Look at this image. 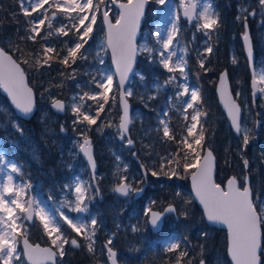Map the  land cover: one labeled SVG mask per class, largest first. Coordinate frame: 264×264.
<instances>
[{"label":"rangeland","instance_id":"1","mask_svg":"<svg viewBox=\"0 0 264 264\" xmlns=\"http://www.w3.org/2000/svg\"><path fill=\"white\" fill-rule=\"evenodd\" d=\"M195 1L197 4L196 17L191 25L187 26L186 20L181 18L180 15L181 0H167V3L165 5L159 4L157 0H148V5L146 7L144 16V20L145 18L146 20L145 23L143 20V23L140 27V34L136 43L138 49L140 46H143L145 44H147L149 47L160 48V45H157L155 38L157 26H159L162 34L166 35L167 30L171 29L172 21H175L179 16V30L182 31L183 29H188L187 34L190 43V49L188 48V51L190 52V59L187 58L189 52L187 51V48L185 46L186 42L188 43V40L185 41V44L184 42L180 44L178 37L173 45V48L176 51L174 60L181 56L185 59L187 65L185 68V72L187 74L186 78L181 77L179 71L175 73H169L167 70H165L159 63V56L157 54H153L154 59L152 62H150L148 53L138 51L135 72L129 78L128 85L125 89H130L132 91V95L128 96V98L131 99L130 102L132 105L131 122L132 125L135 124L138 127L142 136L147 133L145 131L146 123H151L150 120L153 122L151 123V125L153 126L154 130H162L163 132V125L160 124V121L164 120L167 123V116H165L164 113H169V106L177 107V111L186 121L187 131L193 123H196L191 118L193 115H195L196 111L207 113L206 116L201 115V117L206 120L212 126V128L223 121V115L217 112L215 105L212 103L211 96L209 97L210 83L208 81V76L205 75L204 81L201 80L202 82L200 84L198 82L190 83L188 80V75L190 74V68L188 67L189 65L191 66L192 63L195 64L196 62L200 65V60H203L205 69V64H211L212 61L213 63H215L217 56L219 55L217 54L218 48L215 45L218 44L216 28L212 30L210 36L205 35V29L200 28L198 30L197 28L198 23H202V21L198 20V13L208 5H211V10L213 11V2L211 0ZM36 2H38V0H24V7L31 8V4ZM57 2L63 4L64 0H49V4H45L44 8L38 10L36 12V15L31 18V23L27 30L29 31L30 35L35 34L31 31L32 27L34 26V22L40 19H45V17H47V19H45L44 25L46 24L48 29L55 33V37L53 39L49 37V39L51 38L49 40V43L45 44L43 48L51 47L55 49L57 46L58 51L61 49L63 50L62 55L65 57L67 56L68 48L74 47V44L79 41L76 27L82 28V26L79 25L78 19H75V17L78 16V13L57 12ZM81 2H83V0H81ZM104 2L106 3L107 11L111 15L112 20H116L118 17V9L113 5L112 0H103V3ZM186 2L187 1L185 0V3ZM103 3H101L100 0H94V5L99 6V11H97L96 13L97 20L95 24H93V31L87 38V43L84 45V48H82L80 50V53H78V58L76 59L75 63H72L71 59H69L70 67L68 68V70L71 73L79 71L82 73L81 75L86 76L87 79L82 81H77L75 79V89L68 92V101L67 103L65 102V110L62 113L53 111L49 104L55 98L64 99L65 97L58 95V89L60 88L62 81L60 75L62 63L59 62L56 63L50 60L48 65H44L41 68H36L35 66L37 65H33V67H35L31 73L33 79H29L28 83L34 89L36 98V111L33 115V119L40 124V127L38 128V130H35L33 135L23 133L20 123L21 118L15 114L14 110L8 104L5 97L0 94V154L4 156L3 162H0V185H2L3 183H7V177L11 175L13 177V182L10 187H13L15 191L16 186H19L21 190V202H26L27 198L31 197L32 201L34 202L33 207H35V204L38 203L41 208L45 209L46 215L55 218V221L59 226L60 222H62L63 220L61 219V213L81 222H85L88 225H91L90 218L95 217L97 220L95 233L97 228H101L102 231H104L103 225H105L106 223V220H99L95 215L96 208L98 207L96 197L97 199L99 197V201H104V208H106L113 217L112 221H110V224L113 225V230L117 231L119 229H126L130 232H133L132 226H134L135 223L129 220L123 222L121 218V213L127 208L130 200H128V196L123 197V199H119L121 195L115 192L114 189L118 185L121 177H127V182L130 184L132 192H134L136 189H140L139 186L145 183L147 184L148 181L142 182L140 180L141 171L139 165L134 161V158L137 157V154L134 150H131L133 149V144H127V140L129 138L132 139L131 131L129 130L124 139L120 138L121 134L118 129L119 106L114 102L115 98H117L118 100V87L115 81L113 70L110 66L109 55L104 42V36L101 32V26L99 25L100 7ZM226 4L228 5V7L230 6V11L235 13L234 19H229L228 29L225 28L223 37L224 39L225 37H229L228 58L231 62L235 57L234 54L237 50L236 46L230 41L231 38H235V29L237 34H240V32L243 30V18L245 16L247 17L248 22H253V26L250 28L251 38H254V40L259 44L262 43L264 45V8L260 6L259 0H226ZM241 9H245L246 11L241 12ZM252 12H255V15H249V13ZM53 13H56L55 17H52ZM84 14L85 13H80L79 15ZM86 14L90 17L92 13L87 12ZM238 15L241 16L240 20H237ZM90 22V19L86 20L85 24ZM49 23H51V27H49ZM74 25L76 27H74ZM41 26L42 25L39 26V29ZM237 26H239L240 29H237ZM61 27L64 28L68 35H62L61 33L56 31V29ZM0 46L4 49L5 46L7 49L12 48V46H10V39L0 38ZM209 46L212 48L211 52L206 51V48H208ZM33 59L36 61V58ZM35 61H33V63ZM156 68L158 71L156 70ZM25 72L26 74H28L27 78H29V73H27L28 71ZM106 75H113L114 84L112 90L109 92L108 103L105 104L104 109L100 112V115L97 118V123L91 126L87 125L86 122H84L83 124H74V121L77 119V117L72 113L71 110L73 99L75 98V103L85 105V107L82 108V111L88 112L90 115L95 116L97 111V101L90 100L87 97H85L84 100L81 101L80 97L84 96V93L94 94L102 91L101 89L96 87V84L93 81H100ZM141 75L144 77V79L140 78ZM173 75L177 79L173 80L171 83L166 84L165 81H167L169 77ZM254 75L258 86V96L255 104L258 112L257 117H259V122H261V117H264V80L261 79V77L264 76V58H259L258 63L254 61ZM41 76L43 80L42 83L38 80V78H40ZM211 76H214L213 72ZM229 80L234 97L242 106L241 133L239 137L241 139V143L243 144L245 130L248 131L249 140H252L254 138V135H258L261 128H259L257 133L254 131L256 115L252 108L251 98L249 96L250 89H246L245 86L243 87L242 80L241 78H239L236 68L232 69V75L229 76ZM82 84H87L86 90L82 89ZM178 84L186 85L190 89V91L198 90L201 96V103L203 105L201 104L199 108H195L192 111H189V109L185 111V101L190 99V93L184 97L178 98L177 93L183 90L182 88L177 87ZM156 85H159V87H156ZM166 87H172L173 92L158 96L159 92H161L162 94V92L166 90ZM202 88L203 90H201ZM157 97H160V101L157 105L158 107L155 108L154 113H151V103L149 105L147 104V102H151L153 98ZM99 103H103V100H100ZM67 112L70 117L68 119V151H65L67 150L64 145L66 129L62 125L61 128H63V131H61V128L58 129L55 125L60 122L63 123L65 121V114ZM198 119L201 120L200 117ZM14 124L19 126V131L16 127H14ZM199 125L200 123L197 124V127ZM263 126L264 124L261 125V127ZM194 130L195 129H193V131ZM12 131L17 132L19 134V137L11 136L10 133ZM81 133H86L87 137L92 138L95 157L96 154H105L107 157H101L105 168H97L96 171V185H98L97 191L91 185L90 173L85 163L83 162L79 151V144L81 143V139L83 138ZM208 138H210V136H207V142L205 144L211 146L212 143L208 142ZM38 139L40 141H43L44 144L53 147L56 153L55 161L58 167L68 175L67 179H64L61 186L58 187L59 189L57 191V197L48 195L49 191L48 193L43 192L41 190L42 183L40 182V180L38 182H32L29 177L24 175V170L22 171V168H19L18 162H16L15 160V155H18L15 146L18 145L19 140L22 141L21 147L25 149V152L28 154L29 158L31 160H36L39 152L41 150H44V147H39V143H37ZM205 139L206 138H204V141ZM257 139L258 137H256L255 140ZM147 145L148 147L150 146L149 142H147ZM253 151L254 147L251 148V152ZM238 153L241 157V152L239 151ZM261 154H264V146H262ZM243 159L244 156H242L241 160ZM11 164H15L18 167V173H13L11 171ZM98 166L99 163L97 162V167ZM255 169L256 167H253L252 171L254 174L256 172ZM218 172L219 170H217V173ZM230 174H234L235 177L241 180V183L242 181H244L243 171H237ZM228 175L224 176L223 174L224 178L219 182H221V184H224V179ZM77 181L81 182L83 188L88 189L85 194V203L87 205L88 211L84 212V214H80L74 211L76 203V193L74 189L75 183ZM258 181L260 183V176ZM25 185H28L29 187H25ZM254 185H258L256 180L254 181ZM183 188L179 190H183ZM7 198L11 200L12 198H15V196L11 195ZM253 203L261 218L264 219V201L253 198ZM150 205L151 198L145 199L143 201V210L142 213L140 212L138 214L139 218L142 216V214H145V209L151 208ZM9 206L15 209L14 205ZM15 212L20 217V219L17 220V231L25 232L27 237L30 239V233L32 229L31 223H28L26 221V219L24 218V213H20L19 209H15ZM6 215L7 214L0 212V217H4ZM135 215L136 213H134L133 211L129 212V217H133ZM33 221H36L38 223L40 230H42L44 237L47 239V244L52 246L51 240L45 233L43 224L41 223L39 217L34 216ZM166 222H168L167 228L170 227L171 229L173 225L170 224L171 222H169V217L167 218ZM189 225L190 228H198L199 234L206 233V236H209L210 231L203 229V227L200 225L197 211L194 212ZM261 227L264 228V223H261ZM167 228L163 230V232H165L163 236L158 237L163 248H167L169 243L171 242H176V234L174 232L170 233ZM133 233L135 234L136 232ZM122 235L123 234H120V236ZM110 236H112L111 230L107 232V237L105 240L108 241V237ZM20 238L21 236L18 238L19 242ZM93 239L95 242L93 252H98L95 236L93 237ZM85 240L87 245L86 248L88 250V244L90 242L87 239ZM17 250L18 252L22 253L19 243L17 244ZM56 250L58 252V255H60V251L58 249ZM223 255L224 252H222L220 248L215 247L214 250L211 251V255L205 258L206 264H227ZM121 256L124 260L121 259ZM134 259V254L130 255V253H122L120 251V257L118 258L119 264H130ZM23 263L24 260L22 256L21 260L13 262V264ZM0 264H2V261H0ZM56 264L59 263L56 262ZM102 264L107 263L104 260V262L102 261ZM174 264L176 263L174 262ZM262 264H264L263 261Z\"/></svg>","mask_w":264,"mask_h":264},{"label":"snow or ice","instance_id":"2","mask_svg":"<svg viewBox=\"0 0 264 264\" xmlns=\"http://www.w3.org/2000/svg\"><path fill=\"white\" fill-rule=\"evenodd\" d=\"M103 3V0H100ZM146 0H127V3L117 4V0H112L113 4H117L120 9L119 16L113 24L109 20V12H103L104 23L107 25V48L111 49L112 60L116 66V75L119 76V88L120 101L123 109V115L121 116V122L119 124L120 138L124 139L125 135L128 133L129 120V106L125 99L126 96H131L132 91L130 89H125L126 81L128 80L129 73L133 72V62L138 53L146 52L149 55L150 62L153 61V54L159 56V63L162 67L169 73H175L179 71L181 77L186 78V61L181 56L174 60L176 56V51L173 48L176 42L177 35L179 33L178 19L172 21L171 29L167 30L166 35L162 34L159 26H157V31L155 32V38L157 45L160 48L149 47L147 44L140 46L139 49L135 43L138 29L141 24V20L144 14V4ZM161 5H165L167 0H157ZM45 4H49V0H38V2L31 4V11L24 7V0H21V9L25 16H31L33 12H37L44 8ZM259 4L264 8V0H259ZM51 6V5H50ZM181 6L184 7V16L192 21L194 15L196 14L197 4L189 3L185 4V0H181ZM57 12L63 13H78L75 19H78L79 25L81 27H76V32L79 36V41L74 44V47H69L67 51V56H65L60 63L64 65L69 64V59L72 63H75L78 58V53L84 48L87 43V38L93 31V24L97 20V11H99V6L94 5V0H64L63 4L59 2L56 3ZM241 12L246 11L241 9ZM91 12L89 17L86 13ZM80 13H85L84 15H79ZM56 13H53L55 17ZM249 15H255V12L249 13ZM47 19V17H45ZM45 19H40L34 22V26L31 31L33 33L39 34V26L44 25ZM90 19V23L85 24L86 20ZM241 16H237V20H240ZM198 20L202 23H198L197 28L205 29V35L211 34L212 30L219 25L218 16L211 10V5L203 8L202 11L198 13ZM244 23V33L243 40L245 42V49L247 51L249 60L252 59V45L250 36L248 33V23L247 17L243 18ZM51 27V23H49ZM57 32L62 35H68L63 27L56 29ZM28 39H35V36H29ZM55 50L51 47H45L43 49L44 58L36 59L35 63L38 66L48 65L49 61L53 58L50 53ZM207 52H211L212 48L209 46L206 48ZM31 55V54H30ZM57 56L59 53L56 54ZM24 63H28L27 60ZM201 68L204 67V61L200 60ZM39 70V69H37ZM141 79L144 77L141 75ZM177 78L173 75L170 76L165 83H171ZM264 80V76L261 77ZM96 87L102 91L94 94L84 93V96L80 97L83 101L85 97L90 100L97 101V111L96 115H90L88 112L82 111L85 107L83 104L75 103V98L73 99L72 113L76 115L77 119L74 124L95 125L97 123V118L100 112L104 109L106 103L109 100V92L113 88L114 80L113 75H106L100 81H93ZM255 83V81H254ZM159 87V85H156ZM178 88H182V91L177 93V97H184L190 93V99L185 101L186 108L191 109L195 104L201 103V96L198 90H191L184 84H178ZM0 88L7 93L10 98L11 105L23 116L30 115L34 110L33 101V90L28 86L25 81V72L21 68L20 64L13 58L12 55L3 48L0 47ZM220 93L221 100L224 102V107L228 110V114L232 120V126L239 132L240 123L238 120V115L240 112L237 104L232 100L231 96L227 92V87L225 83V74L221 75L220 87L218 89ZM103 100V103H99ZM52 107L57 111H64L65 104L57 99L52 100ZM167 116V112L164 113ZM201 115L206 116L207 113H202L201 111H196L195 115L191 118L196 123H193L188 128V135H193V129L197 127L199 123V117ZM82 117V119H81ZM163 125V135L165 137L171 138L169 127L164 120L160 121ZM14 127L19 131V126L14 124ZM63 131V128H61ZM83 136V142L79 144V151L82 152L92 166L95 169V162L92 155V145L90 139L87 137L86 133H81ZM204 141L203 131L201 129V134L198 138L189 143L185 141L186 147L189 152L194 154V158L191 162L188 160V154L186 153L183 157V170L185 174L189 173L190 169H195L191 172L192 180V190L195 194V198L199 200L200 205L203 207V215L206 220L213 224H221L227 227L228 231V254L231 257L232 264H260V258L257 254V250L261 247V230L260 225L264 223V219L261 218L256 207L254 206L253 200L251 199L250 187L248 186L247 177L244 180V186L242 189L237 187L236 178H230L227 183V188L221 187L220 184L215 183L213 180V154L208 151L206 155L201 157L200 152H197L195 147L201 146ZM249 143L248 131L245 130L243 137V144L246 146ZM128 145H132V139L127 140ZM4 156L0 154V162H3ZM203 160V162H201ZM170 165L174 164L175 167L170 169L172 176L179 175V168L181 161L179 159L169 160ZM245 168L248 166V161H244ZM141 167H144L143 165ZM163 164L161 165V170L163 171ZM11 171L13 173H18L19 169L15 164H11ZM166 175L168 173H165ZM147 173H145V176ZM152 176H157L156 171L151 172ZM13 182V177L9 175L7 177V183L0 185V212L7 214L4 217H0V261L2 264H13L14 261L21 260V256L27 257L30 264H44L45 261H53L55 253L49 248H41L39 245L33 246L29 243L28 237L25 232L17 231V220L20 217L16 214L15 209H19L20 213H24V218L31 221L34 216L39 217L41 223L43 224L44 231L51 240V244L54 248L60 251V255L63 256L64 244L68 243V239L64 237L61 227L56 223L54 217H50L45 214V209L41 208L38 203L33 207L34 202L29 199L26 202H21V190L19 186H16L15 191L10 185ZM25 187H29L25 185ZM75 193H76V203L74 211L77 213L87 212L86 192L87 188H83L81 182L77 181L75 183ZM115 192L120 193L123 196H128L132 191L131 186L127 183V177H121L118 185L114 189ZM139 191V190H137ZM14 195L15 198L9 200L7 197ZM153 204L155 201L152 202ZM25 204L27 206H25ZM9 205H14L15 209ZM145 216L148 217V223L152 226L153 230H158L162 227L163 217L169 213H176L177 209L171 204L168 205L164 210L152 211L151 208L144 210ZM183 215L187 216L188 213L185 212ZM61 219L75 232L78 236L87 239L90 243L88 244V251L93 252L94 250V239L95 236V226L97 225V220L95 217H91V225L85 222H81L77 219L68 217L61 213ZM132 231L137 232L139 228L137 226H132ZM55 234V235H53ZM202 236H206V233H201ZM23 236L24 249L23 253L18 252L17 244L19 243V237ZM71 244L74 247H79L78 241L72 239ZM112 238H109L105 247L108 251V259L111 264H117L116 253L110 247L112 244ZM179 248V244L176 242L169 243L167 251H175ZM186 253L181 252L180 256H185ZM179 264V260L177 261ZM190 264V262H189ZM200 264H205L203 260Z\"/></svg>","mask_w":264,"mask_h":264},{"label":"trees","instance_id":"3","mask_svg":"<svg viewBox=\"0 0 264 264\" xmlns=\"http://www.w3.org/2000/svg\"><path fill=\"white\" fill-rule=\"evenodd\" d=\"M213 2V12L218 16L219 25L216 28V35L218 37V44H215L218 48L217 59L215 63L213 61L211 64H205L204 67L196 62L195 64H191L188 67L190 68V74L188 75L189 82L194 83L198 82L199 84L204 81L205 75L208 76V81L210 83V91L209 97L211 96L212 103L215 105L216 110L219 114L221 113V109L216 100L214 86L215 80L218 72L226 68L228 75H232V69L236 68L239 78L242 80L243 87L249 89V72L246 64V60L243 55L242 47H240V34L236 33V29L234 30L235 38H231V43L236 46L235 57L232 61H229L228 51H229V37H224L225 28L228 29L229 19H234V12L230 11V6L226 4V0H211ZM239 1V0H238ZM29 11H31L30 7H27ZM36 15V12H33L31 16H25L21 9V0H0V38H8L10 39V46L12 48L7 49L11 54L16 58V60L23 66L25 71H28L29 78L28 80H32V70L36 68H41L43 66H35L36 63L33 58L43 60V46L49 43V40L55 37V33L50 31L47 25H42L40 27L39 34H33L31 36H35V39H28L30 36L27 28L31 23V18ZM100 18V17H99ZM146 20V18H145ZM144 20V23H145ZM248 28L253 26L252 21H247ZM99 25L101 26V32L103 34V29L101 22L99 20ZM244 27V23L242 25ZM237 29H240L237 26ZM188 29L179 30L177 35L179 39V43L182 44L186 42L185 46L190 49L189 38L187 34ZM243 31V30H242ZM241 31V32H242ZM233 36V37H234ZM49 37H51L49 39ZM253 48L255 53V62H259V58H264V45L259 44L257 41L252 39ZM6 43V41H5ZM8 45V42H7ZM53 53L49 55L53 58L52 61L56 63H60V60L64 58L62 55L63 50H59L56 46ZM189 52V51H188ZM59 53L57 56L56 54ZM31 54V55H30ZM187 58L190 59V52L187 55ZM27 60L28 63H24ZM70 64L67 66L62 64L61 67V85L58 89V95L63 96V94L68 95L70 90L75 89V79L77 81L86 80V76H82L81 72L76 71L71 73L68 68ZM157 70V68H156ZM209 70V71H208ZM158 71V70H157ZM161 71V70H160ZM213 72L214 76H211ZM28 75V74H27ZM161 75V74H160ZM162 76V75H161ZM202 80V81H201ZM39 81L42 83V76L39 78ZM214 84V85H213ZM87 84H82V89L86 90ZM201 87V86H200ZM203 90V88L201 89ZM200 90V92H201ZM172 87H166L161 94L159 92L158 96L166 95V93H172ZM250 96V95H249ZM130 99V98H129ZM257 100V99H256ZM131 101V99H130ZM160 101V97L153 98L151 102H147L150 105L151 103V113L155 112V108L158 107V103ZM118 104L117 98L114 101ZM195 104L193 108L189 109L192 111L195 108H199L200 105ZM252 104V103H251ZM134 105V102H133ZM203 105V104H202ZM252 108L256 116H258V112L256 109V104ZM258 108V107H257ZM167 114V123L169 127V132L171 138L165 137L163 135L162 130H154L151 123H146L145 131L147 132L144 136L141 135L138 127L133 124L131 126V137L133 141V149L137 154V157L134 158V161L137 162V158L143 164L145 168V172L147 173L146 178L140 176V180L148 181L142 196L137 199H132L130 203L127 205V208L122 211L121 218L122 221H131L134 222L135 225L139 228V231L135 234L126 229L113 230V225L110 224L112 221V215L104 208V201H99L96 197V202L98 203V207L96 208L95 215L99 220H106L105 225H103V230L97 228L95 233V240L97 241V250L98 252H89L87 250L86 240L80 236H78L72 229L62 220L60 222V227L63 232L64 237L68 239V243L64 244L63 252L64 255H58L57 262L59 264H102L104 262L105 255L104 250L102 248V241H104L107 237V232L111 230V234H114V237L110 236L108 238H112L111 246L122 253H130L135 255V259L132 260L130 264H177L179 260V264H196L200 259L207 258L211 255V251L214 248H220L222 252H224V259L227 264H230L227 256H226V233L223 229H219L214 227L213 225L205 223L203 220L202 212L199 207L193 201V198L189 191L188 186V175L192 171L189 170L188 174L184 173L183 170V157L187 153L188 160L191 162L194 158V154L189 152L186 147L185 141L191 143L194 138H198L201 134V129L203 131V136L205 141L202 142L201 146L193 145L197 152H200L203 149V146L207 142V136H210L209 141L211 142V148L216 155V167L219 170L216 173V181H222L224 176L235 173L237 171H243L244 173V161H248L249 173L251 178H254L258 185H261V191L264 192V154L262 152V146H264V117H261L262 121L259 122L258 128L256 129V124L254 125V131L257 133L259 128H261L258 135H254L252 140H249V143L245 146L241 143L240 135L236 136L229 128L228 122L223 115V121L218 123L214 128L201 116V120H199L200 125L195 128L193 131V135L189 136L188 131L186 129L187 124L186 121L182 118L181 114L177 111L176 106H169ZM70 115L68 112L65 114V121L62 123H58L55 126L60 129L63 125L66 129L65 136H68V119ZM259 120V117H258ZM22 130L24 134H31L38 130L40 124L33 119V116L30 119H22L20 120ZM256 123V121H255ZM5 132V131H4ZM11 136L19 137V134L15 131L10 133ZM256 137H258L257 140ZM35 140V139H34ZM257 141V142H255ZM147 142H149L150 146L148 147ZM39 147H44V150L39 152V155L36 160H31L28 154L25 152V149L21 147L22 141L19 140L18 145L15 146L17 150V156L15 155V160L18 162L19 168L24 172V175L29 177L33 182L42 183L41 190L43 192L49 191L48 195H52L53 197L58 196V187L61 186L64 179H67V173L61 170L56 163V153L53 147L44 144L43 141L38 139ZM254 147V151L251 152V148ZM53 149V150H51ZM241 152V157L238 152ZM106 157V155L96 154L97 162L99 163L98 168H105L103 165V161L101 157ZM244 156V160L242 159ZM179 159L181 161V165L179 168V175L172 176L170 169L175 167L174 164L170 165L168 163L169 160ZM137 164V163H136ZM163 164V171L161 170V165ZM258 164V165H257ZM253 167H256L255 174L253 173ZM156 171L158 173L157 176H152L151 172ZM165 173H168L167 175ZM224 174V176H223ZM260 176V183L258 181ZM184 186V188H183ZM40 188V187H39ZM183 188V190H179ZM148 194H150L151 198V207L160 209L167 204H173L177 209L174 215H169V222L173 225L170 229L167 228L168 222L164 223V229L167 228L170 233L174 232L176 234V243L179 244V248L175 251H167V248H163L160 239H158L160 234H154L149 231L146 216L142 214L139 218L138 214L143 210V201L147 198ZM108 198V197H107ZM119 199H123V196H120ZM155 201L153 204L152 202ZM264 201V200H263ZM133 211L136 213L135 216L129 217V212ZM198 212V220L200 225L205 230H209V236H202L199 234L198 228H190L189 222L191 221L194 212ZM187 212L188 215L185 216L183 213ZM112 225V226H110ZM31 233L30 239L35 242H39L41 244H47V239L44 237L42 230L36 221L31 223ZM141 233V235H140ZM165 232L162 233V236ZM120 234H123L120 236ZM161 236V237H162ZM76 239L78 241L79 247H74L71 244V240ZM107 241V240H105ZM138 241V242H136ZM136 245V246H134ZM201 250V253H200ZM181 252L186 253L185 256L181 257ZM134 258V257H132ZM137 258V259H136ZM261 258L264 262V228L262 227V249H261ZM121 259L123 257L121 256ZM25 264V262L23 263Z\"/></svg>","mask_w":264,"mask_h":264},{"label":"water","instance_id":"4","mask_svg":"<svg viewBox=\"0 0 264 264\" xmlns=\"http://www.w3.org/2000/svg\"><path fill=\"white\" fill-rule=\"evenodd\" d=\"M186 1H187V2H186L185 4L189 3V0H186ZM119 3H127V1H117V4H119ZM191 3H195V4H196V1H195V0H191ZM117 4H113V5L118 9V16H119L120 9L117 7ZM147 4H148V1L146 0V2H145V4H144V14H143V17H142V20H141L140 27H141V25H142V23H143V19H144V16H145V10H146ZM104 11H106V3H103V4L101 5V7H100V15H101V23H102V25H103V29H104V32H105V40L107 41V25L104 23V18H103V12H104ZM180 14H181V17H182L183 19L186 20L188 26L191 25V23L193 22V20H194L195 17H196V14H195L194 17H193V20H192V21H189V20L184 16V7H183V6L180 7ZM52 17H53V15H52ZM117 18H118V17H117ZM109 20H110L113 24L115 23V20L113 21V20L111 19V16H110V15H109ZM140 27H139L138 32H137V36H136V39H135V43H137V39H138L139 34H140ZM243 33H244V27H243V31L240 32V36H239V37H240V43H241V47H242V51H243V55H244V58H245V60H246V64H247V68H248V72H249V89H250V98H251V103H252V105H253V107H254V106H255V101H256L257 96H258V86H257V82H256L255 75H254L255 53H254V48H253L252 38H251L250 31H249V28H248V33H249V36H250L251 45H252V53H253L252 59L249 60V57H248L247 51H246V49H245V42H244V40H243ZM106 46H107V45H106ZM0 47H1V46H0ZM108 51H109L110 61H111V66H112V69H113V72H114V75H115V79H116L117 85H119V76L116 75V66H115V64L113 63V60H112V52H111V49L108 48ZM7 52H8V51H7ZM8 53H9V55H12L10 52H8ZM12 56H13V55H12ZM137 57H138V55H136V57H135V59H134V62H133V72L129 73V77H128V80L126 81L125 87H126L128 81H129L130 76H131V75L134 73V71H135V66H136V63H137ZM13 58L16 60V58H15L14 56H13ZM16 61H17V60H16ZM17 63H18V61H17ZM19 64H20V63H19ZM20 66H21V65H20ZM21 68H22V66H21ZM22 69H23V68H22ZM222 74H225V83H226V87H227V92H228V94L231 96L232 100L237 104V106H238L239 109H240V112H239V115H238V120H239V123H240V129H241L242 106L240 105V103L238 102V100L234 97V94H233V92H232V90H231L230 80H229V76H228V72H227V69H226V68L221 69V70L218 72L217 77H216L215 88H214L215 96H216V100H217V103H218V105H219V107H220L222 113L224 114L225 118H226L227 121H228V125H229L230 130H231L236 136H238V135H240L241 130L238 132V131L232 126V120H231V118H230V116H229V114H228V110L224 107V102L221 100L220 93H219V91H218V89H219V87H220V78H221V75H222ZM25 81H26V83L28 84L26 74H25ZM254 81H255V83H254ZM28 86H29L30 88H32L29 84H28ZM32 90H33V88H32ZM0 93H1L2 95L5 96L7 102H8L9 105L12 107V109L14 110L15 114H16L18 117H20V118H22V119H30V118L33 116V114H34V112H35V110H36L34 90H33L34 110H33V112H32L30 115H28V116H23V115H21V114H20V113L14 108V106L11 105L10 98L8 97L7 93L4 92V90H3L2 88H0ZM120 93H121V90H120V88H119V86H118V105H119V110H120L119 121H118V129H119V124H120V122H121V116L123 115V109H122L121 101H120ZM56 99H57V100H60V101H62V102L64 103V101H63L62 99H59V98H56ZM125 99H126L127 104H128V106H129L128 115H129L130 123H129V125H128V129H130V127H131V103H130V101H129V99H128L127 96L125 97ZM50 106H51V108L53 109V111H55V112H57V113L62 112V111H57L56 109H54V108L52 107V102L50 103ZM255 124H256V129H257V128H258V125H259V120H258V117H257V116H256V123H255ZM127 134H128V133H127ZM88 138L90 139V141H91V145H92V139H91V137H88ZM82 142H83V139L81 140V143H82ZM208 151H211L212 154H213L214 164H213V172H212V176H213V180H214V182H215V183H218V182H216V180H215V173H216V160H217V159H216V155L214 154L213 150H212L208 145L204 146L203 151H202V153H201V157H203L204 155H206ZM80 154H81L82 160L84 161L85 165L88 167V169H89V171H90L91 179H92L93 185L95 186V185H96L95 172H96V170H97V164H96V159H95V155H94V151H93V146H92V155H93L94 162H95V169H93L92 166L89 164V162H88V160H87V157H86L82 152H80ZM137 162H139V159H137ZM201 162H203V160H201ZM141 166H142V164H140L141 172H142L143 175H145V173H146V172H145V168H144V167H141ZM244 168H245V165H244ZM193 171H195V169H193L191 172H193ZM191 172H190V174L188 175V184H189L190 193H191V195H192V198H193L194 202L196 203V205L199 207V209L201 210V212H202V214H203V207H202V205H200L199 200L195 198V194H194V192H193V190H192ZM233 177L236 178L233 174H230V175H228L227 178L225 179L224 184H221V183H218V184H220L221 187H223V188H227L228 180H229L230 178H233ZM245 177H247V180H248V186L250 187V185H249V175H248V166H247V168H245ZM236 180H237V178H236ZM244 180H245V178H244ZM243 186H244V185H243ZM237 187H240L239 184H238V180H237ZM240 188L242 189V187H240ZM250 192H251V189H250ZM122 196H123V195H122ZM29 199H31V197H29V198L27 199V201H28ZM251 199H252V192H251ZM31 200H32V199H31ZM168 205H170V204H168ZM168 205H165V206L163 207L162 210L152 209V211H161V212H162V211L164 210V208H166ZM171 205H172L173 207H175L173 204H171ZM26 206H27V205H26ZM166 215H167V214H166ZM164 217H165V216H164ZM164 217H163V222H164ZM203 218H204V221H205L206 223L211 224V225H213V226H215V227H217V228H221V229H224V230H225V232H226V239H227V244H226V256H227V258H228L230 264H232L231 257H230V255L228 254V250H227V249H228V231H227V227H226L225 225H221V224H213V223L208 222V221L206 220V218L204 217V215H203ZM26 220H27V219H26ZM27 221L30 223L32 220H31V221L27 220ZM163 222H162V226H163ZM147 224H148L149 229H150L152 232H158V231L162 228V227H161V228L158 229V230H153V228H152V226L150 225V223H148V217H147ZM260 230H261V226H260ZM23 238H24V237L22 236L21 239H20V246H21V249H22V253H23V249H24ZM261 239H262V234H261ZM28 240H29V239H28ZM29 243H30L31 245H33V246L39 245L41 248H49V249H51V250L55 253V256H54V262L56 263V251H55V249H53L50 245H41V244H39L38 242H34V243H32L30 240H29ZM106 243H107V242L104 241V242L102 243V245H103V247H104V249H105V255H106L107 263H108V264H111V261H109V259H108V251H107V248L105 247ZM112 249H113V248H112ZM260 250H261V247L257 250V254H258V256H259V258H260V262H261ZM113 251L116 253V257H115L116 262H117V264H119L118 259H117V251H116L115 249H113ZM23 259H24V261H25L26 264H30V262L27 260V257H24V256H23ZM200 261H201V260H200ZM200 261H199L198 264H200ZM203 261L205 262V260H203ZM44 264H53V261H45Z\"/></svg>","mask_w":264,"mask_h":264},{"label":"flooded vegetation","instance_id":"5","mask_svg":"<svg viewBox=\"0 0 264 264\" xmlns=\"http://www.w3.org/2000/svg\"><path fill=\"white\" fill-rule=\"evenodd\" d=\"M38 80H39V78H38ZM34 93H35V91H34ZM63 96H65L64 97V99H62L63 101H64V104L66 105V103H67V101H68V97H67V95H63ZM62 96V97H63ZM61 99V98H60ZM66 102V103H65ZM51 103V102H50ZM49 103V104H50ZM35 104H36V98H35ZM64 145H65V148L67 149V150H65V151H68V136H65L64 137ZM67 158H68V156H67ZM97 161V160H96ZM138 165H139V163L138 162H136ZM96 164H97V162H96ZM141 173V176H143L144 178H146V176L145 175H143L142 174V172H140ZM248 175H249V185H250V189H251V192H252V200H253V198L254 199H259V200H261V201H263L264 200V198H263V195H264V192H262L260 189L262 188L261 187V185H254V178H251V176H250V173H249V167H248ZM244 178H245V170H244ZM96 179V178H95ZM237 180H238V184H239V186L240 187H243V185H244V181H242V183H241V180L240 179H238L237 178ZM143 182H145V181H143ZM92 183V182H91ZM128 183V182H127ZM129 184V183H128ZM242 184V185H241ZM130 185V184H129ZM146 183L145 184H143V185H141V186H139L140 187V189H136L134 192H130V193H132V194H130L129 193V195H128V200H132V199H137L138 197H140V196H142V193L144 192V190H146L145 189V187H146ZM97 186L98 185H95V188H96V191H97ZM94 188V187H93ZM137 190H139V191H137ZM148 198H150L151 196H150V194H148V196H147ZM147 199V198H146ZM151 206V205H150ZM163 208V207H162ZM162 208H160V209H158V210H162ZM156 209V208H155ZM114 234L115 233H113L112 234V237H114ZM117 255H118V258L120 257V251H118L117 250Z\"/></svg>","mask_w":264,"mask_h":264},{"label":"bare ground","instance_id":"6","mask_svg":"<svg viewBox=\"0 0 264 264\" xmlns=\"http://www.w3.org/2000/svg\"><path fill=\"white\" fill-rule=\"evenodd\" d=\"M74 89V88H73ZM71 91V90H70ZM63 95H65V94H63ZM68 96V95H67ZM60 99V98H59Z\"/></svg>","mask_w":264,"mask_h":264}]
</instances>
